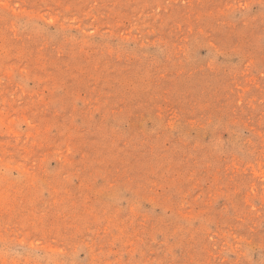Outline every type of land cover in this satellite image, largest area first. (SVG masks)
I'll return each mask as SVG.
<instances>
[{
  "label": "rangeland",
  "instance_id": "1",
  "mask_svg": "<svg viewBox=\"0 0 264 264\" xmlns=\"http://www.w3.org/2000/svg\"><path fill=\"white\" fill-rule=\"evenodd\" d=\"M0 264H264V0H0Z\"/></svg>",
  "mask_w": 264,
  "mask_h": 264
}]
</instances>
